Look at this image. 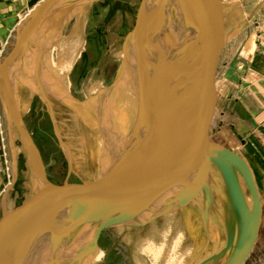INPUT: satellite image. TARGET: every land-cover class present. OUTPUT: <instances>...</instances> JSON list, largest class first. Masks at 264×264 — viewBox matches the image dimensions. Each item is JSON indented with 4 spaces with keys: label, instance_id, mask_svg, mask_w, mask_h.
I'll list each match as a JSON object with an SVG mask.
<instances>
[{
    "label": "water",
    "instance_id": "1",
    "mask_svg": "<svg viewBox=\"0 0 264 264\" xmlns=\"http://www.w3.org/2000/svg\"><path fill=\"white\" fill-rule=\"evenodd\" d=\"M84 1L87 0H38L19 20L15 43L0 63V90L8 117L17 123L26 143L29 136L15 99L11 90L4 87L11 82L6 73L21 61L27 49H33L31 34L48 14ZM219 14L218 0H141L124 49L133 42L134 52L140 56L150 39V20L157 24L164 45L169 48V61L156 95L137 127L122 135L108 151L96 193L68 196L43 177V183L53 192L44 207L35 211L31 204L30 213L15 221L5 212L0 232V264H41L49 254L53 255L51 264H63L75 257L78 264L91 259L103 230L182 207L202 187L210 193L208 178L215 168L226 181L234 227H229L225 247L199 264L216 261L224 254L227 257L223 264L246 262L257 241L263 215L258 186L245 157L204 136L198 104L202 80L216 63L222 46ZM173 19L177 26L185 24L178 42L175 36L179 33H170ZM171 44H175L173 49ZM124 64L125 59L117 79ZM155 111L159 116L149 118V112ZM238 173L252 196V206L246 200ZM58 195L62 201L56 198ZM162 199L165 201L155 206ZM19 221L22 222L16 225ZM89 225L94 232L86 239L80 238L81 230Z\"/></svg>",
    "mask_w": 264,
    "mask_h": 264
},
{
    "label": "rangeland",
    "instance_id": "2",
    "mask_svg": "<svg viewBox=\"0 0 264 264\" xmlns=\"http://www.w3.org/2000/svg\"><path fill=\"white\" fill-rule=\"evenodd\" d=\"M25 1L27 2L24 3L25 5L12 3L4 11L3 15H6L4 18H7V21L3 22L5 30L0 32V63L15 43L17 21L19 22V18L38 0ZM218 2L220 3L219 39L222 40V46L216 63L201 83L198 103L201 128L206 138L225 142L222 131H217L221 106L224 107L227 119L235 124L238 121L235 109L238 97L247 103L257 117L256 124L261 123L260 129L254 127V121L249 120L248 123L252 130L250 134H256L259 142L251 140L245 144V141H240L237 146L233 144L232 146L237 147L245 157L250 158L252 164L255 163L260 170L258 181L263 199L262 226L253 251L244 264H264V0H218ZM140 3L141 0H87L51 12L39 26L42 31H47L46 33H52L54 30L55 37L62 35L60 39L53 37L51 40L55 41L49 43L53 45L56 42L53 48L55 49L53 60L57 64V51L65 37L73 31L77 15L84 8L87 15L84 26L86 42L84 50L80 52L70 72V95L75 101L91 107L94 112H99L98 109L102 105V108L107 110L114 102L113 98L105 102L104 100L117 85L119 77L117 79L116 76L123 59L134 49L133 42H130L128 49H124V43L128 33L135 26ZM159 43L160 38L157 36L150 42L149 59L146 63H149L150 58L154 56ZM35 61V58H28V63H25V57L22 58L20 63L6 73L11 80L10 86L4 84L5 88L11 90L15 99L20 120L22 119L21 123L29 136V143L23 140L14 119L10 120L8 117L6 103L0 90V175L3 178L0 179V232L5 212L9 211L10 220L15 221L31 211L36 186L30 160L40 165L39 171L57 191L67 192L68 196L73 193L77 196H87L90 191L92 192L91 187L74 172L75 169L65 154V148L57 134L54 119H57L61 113L57 103L52 100L49 104L33 91H41L48 96V100L56 98L50 92H46L45 86L40 84L43 74L39 75L35 72ZM246 82L251 84L248 91L244 90ZM25 103H30L31 109L21 113L20 110ZM238 110L244 111L239 107ZM105 115L108 118L109 115L107 113ZM89 120L83 121L88 123ZM104 123L106 119L100 122V129L105 127ZM252 151L259 156L257 162L255 154H251ZM218 186L221 188V185ZM46 188L50 196L53 193L51 187L47 185ZM225 191L227 193L226 188ZM204 196L207 195H195L189 202L177 208L183 220L187 222L192 235L193 257L196 260L200 257L198 263L219 253L226 245L223 243L221 230H216L214 237L212 230L208 228L211 214L202 213L198 206L197 201L203 202ZM56 198L59 201L63 200L61 195ZM34 209L37 211L36 207ZM209 239L210 244H208ZM98 247L105 250V261L100 264H136L131 257L129 246L120 240L112 227L102 231ZM226 257L224 254L220 259L207 264H223ZM46 258L51 264L52 259L49 256ZM75 259L77 258L70 261Z\"/></svg>",
    "mask_w": 264,
    "mask_h": 264
},
{
    "label": "bare ground",
    "instance_id": "3",
    "mask_svg": "<svg viewBox=\"0 0 264 264\" xmlns=\"http://www.w3.org/2000/svg\"><path fill=\"white\" fill-rule=\"evenodd\" d=\"M86 18L87 15L84 8H82L81 12L77 15L73 31L68 37L63 38L64 42L60 45V49L58 51L56 49L58 54L57 64L53 60L55 51L53 48L56 46V42L53 45L49 44L50 41L51 43L55 41L51 40L55 37V31L52 30V33H46L47 31H42L43 29L41 30L40 27L31 34L34 49H27L22 58L25 57V63H28V58L36 59L35 62L38 66L35 63V72L39 75L40 73L41 75L43 74V80L40 81V84L45 86L46 92H50L56 97L55 99L49 98L48 100V96L44 94L47 99L46 97L42 98L49 104L50 102L52 103V100L53 102L55 101L54 103H57V108L61 112L58 118L54 120L57 134L65 148L63 150L75 169L74 172L91 187L92 193H96L102 181L103 163L108 151L122 135L137 127L141 121L142 113L156 95L162 79L167 72L169 48L167 49L166 45H164L163 36L157 24L153 20H150V39L148 45L141 49L140 56L135 54L134 49L127 54L117 85L104 100L105 102L113 98V104L107 110H104L102 105L98 109L99 112H94L91 107L75 101L70 95V72L79 58L80 52L84 50V43L86 42L84 31ZM171 25L172 29L170 33L172 35L174 32L180 34L175 36L177 38V41H175L178 42L183 32H185V24L177 26L175 19H173ZM175 27L178 28V31ZM156 36L160 38V43L154 56L150 58L149 63H146L147 59H149L148 47ZM61 37L62 35L58 38L60 39ZM174 45L171 44V49H173ZM33 91L43 94L39 90ZM124 106H126L125 111ZM30 109L31 104L25 103L23 109L21 108L20 111L23 113ZM102 111L109 115L108 118H106L105 113H102ZM157 111L149 112V118H157L160 110L159 113ZM85 119L90 120L86 123L83 121ZM105 119V127L100 129V122H103ZM24 141L26 142V140ZM30 165L34 185L36 186L35 191L39 196L38 211L43 207V204H46L50 200L51 195L49 196L46 192L48 184L43 183V177L45 176L39 171L41 169L40 165L32 160H30ZM38 184L42 185L40 189ZM164 201L165 199L156 202L155 206ZM3 207L5 210L4 204ZM123 226H112V229L119 236L120 240L129 246L131 257L136 264H199L200 257L198 258L199 260L193 257L192 235L187 227V222L183 220L177 207L148 217L137 223L124 224ZM94 230L89 225V227L81 230L79 236L86 239ZM91 257L90 264H98V262L100 264L105 261V253L98 248H96ZM67 262L64 263L67 264Z\"/></svg>",
    "mask_w": 264,
    "mask_h": 264
},
{
    "label": "crops",
    "instance_id": "4",
    "mask_svg": "<svg viewBox=\"0 0 264 264\" xmlns=\"http://www.w3.org/2000/svg\"><path fill=\"white\" fill-rule=\"evenodd\" d=\"M25 2H26L25 0H0V32L2 30H5V28H4L5 24L3 22H6L7 18H4L6 15H3V14H4V11H6V7L12 3H13V5L14 4L25 5L24 4ZM26 13H24L19 18V20ZM1 15H3V16H1ZM17 23H18V21H17ZM17 23H16V25H17ZM2 25H4V26H2ZM250 86H251V84L249 82H246L244 85V90H247V91L250 90ZM238 107L240 110L242 109L244 111H239ZM235 109H236L238 121L235 124H232L226 117L227 115L224 111V107L221 106V117H220L219 126H218L219 129L217 131L218 132L222 131V135L227 141V142L225 141L222 143H224L225 145H227L231 149L235 148V150H237V147H234V146H237L238 142H240V141H245V144H248V142H250L251 140L252 141L255 140L256 142H259L258 138H256L257 136H255L256 134H250L251 133L250 131H252V130L249 128V125H248L249 120L251 122L254 121L253 122L254 127H258L260 129L262 126H261V123L259 125L256 124L257 123V117L254 115V113H252V111L249 109L247 103L242 98L238 97L236 99V108ZM214 141H216V140H214ZM216 142H218V141H216ZM219 143H221V142H219ZM232 144L234 146H232ZM237 152L239 154L243 155L239 151V149L237 150ZM248 153H250V152H248ZM253 153L255 154V161L257 162L259 156L255 151L251 152L252 155H253ZM243 157H245V156L243 155ZM245 159L248 161L249 165L252 168L254 178H255L256 184L258 186V191H259V194L261 197L262 208H263V199H262V194L260 193V185H259V181H258L259 176H260V170H259L257 165H256L257 167L255 166L254 162H253L254 164H252V161L250 160V158H248L246 156ZM238 178L240 180V183H241L240 185L244 191L246 200H247L248 204L250 206H252L253 205L252 196L248 192L247 187L245 185V181L239 173H238ZM0 179L3 180L1 175H0ZM218 185H221V188ZM224 185H225V187H224ZM208 186L210 187V193L211 194L208 193L204 189V187H202L197 192V195L206 194L207 196H204L205 199H203V202L197 201V203H198V206L200 207V209L202 210V212L204 214H206V213L211 214V217H210L211 219H210V222L208 223V225H209L208 228L212 230V233L215 235V236L214 235L213 236L216 237V233H217L216 230H218V231L221 230L223 243L226 244L228 232H229L228 231L229 227H231L232 229L234 227V224H232L233 218L231 216V210L233 209V207H232L233 205H232L231 197L225 191L226 181H225L224 175L220 172L219 169H217V168L212 169V173L209 174V178H208ZM32 200L34 201V203L32 202L33 207H35L36 202H37L36 196H33ZM34 204H35V206H34ZM8 214L10 215L9 211H8ZM10 217H11V215H10ZM262 218H263V215H262ZM21 222L19 221L18 223H16V225L21 223ZM261 224H262V220H261ZM261 226H260V230H261ZM260 230H259V233H260ZM258 237H259V235H258ZM257 240H258V238H257ZM208 244H210V239L208 240ZM73 246H74V244H73ZM97 248L103 252L105 251L100 247H97ZM48 256H49V258L53 259L52 254H49ZM89 260H90V258H86L82 262H80L79 264H85ZM68 262H67V264H68ZM69 263L70 264H77L78 262L77 261H70ZM41 264H49L47 258H45ZM64 264H66V263H64ZM98 264H99V262H98Z\"/></svg>",
    "mask_w": 264,
    "mask_h": 264
},
{
    "label": "flooded vegetation",
    "instance_id": "5",
    "mask_svg": "<svg viewBox=\"0 0 264 264\" xmlns=\"http://www.w3.org/2000/svg\"><path fill=\"white\" fill-rule=\"evenodd\" d=\"M76 64V63H75ZM42 185H40V184H38V187H39V189H40V187H41ZM35 195L34 196H36V199H37V202H36V209H37V205H38V202H39V196H38V194H37V192L35 191V193H34ZM45 206V204H43V207Z\"/></svg>",
    "mask_w": 264,
    "mask_h": 264
}]
</instances>
